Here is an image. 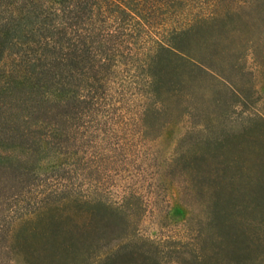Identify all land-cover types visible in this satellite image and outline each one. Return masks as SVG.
<instances>
[{
    "label": "rangeland",
    "instance_id": "374dc122",
    "mask_svg": "<svg viewBox=\"0 0 264 264\" xmlns=\"http://www.w3.org/2000/svg\"><path fill=\"white\" fill-rule=\"evenodd\" d=\"M185 28L164 34L180 49L159 50L154 96L130 85L125 108L81 147L78 170L63 160L71 195L1 230L0 264H88L133 234L218 224L249 252L132 264H264V0L223 2Z\"/></svg>",
    "mask_w": 264,
    "mask_h": 264
},
{
    "label": "trees",
    "instance_id": "16d2710c",
    "mask_svg": "<svg viewBox=\"0 0 264 264\" xmlns=\"http://www.w3.org/2000/svg\"><path fill=\"white\" fill-rule=\"evenodd\" d=\"M226 1L0 0V233L71 195L72 186L60 179L63 160L70 159L68 171L78 170L81 147H92L108 120L103 116L125 108L130 85L154 96L159 50L180 49L165 33L178 36ZM45 158L53 164L40 171ZM205 226L187 235L133 234L88 264L249 252L230 228Z\"/></svg>",
    "mask_w": 264,
    "mask_h": 264
}]
</instances>
